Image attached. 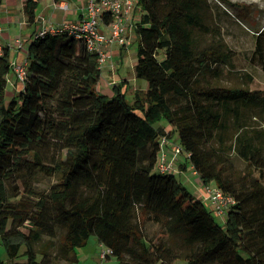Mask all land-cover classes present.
<instances>
[{
	"label": "trees",
	"instance_id": "trees-1",
	"mask_svg": "<svg viewBox=\"0 0 264 264\" xmlns=\"http://www.w3.org/2000/svg\"><path fill=\"white\" fill-rule=\"evenodd\" d=\"M37 2H24L29 24ZM136 2L134 72L147 89L132 102L124 82L97 90L98 56L68 30L32 38L22 88L7 96L2 47L0 264H55L51 249L72 264L91 235L114 264H264V90L248 87V71L223 84L235 53L208 23V0ZM174 134L200 181L232 198L223 225L157 168L160 139ZM41 177L54 182L38 187Z\"/></svg>",
	"mask_w": 264,
	"mask_h": 264
},
{
	"label": "rangeland",
	"instance_id": "rangeland-1",
	"mask_svg": "<svg viewBox=\"0 0 264 264\" xmlns=\"http://www.w3.org/2000/svg\"><path fill=\"white\" fill-rule=\"evenodd\" d=\"M210 4V14L207 18L208 23L218 25L222 37L229 48L235 53L234 67L235 72L226 73L223 84L229 85L231 82H235L236 78L240 74L246 73L247 71L252 75L253 82L248 85L250 89H261L264 90V0H208ZM104 25V24H103ZM261 45L260 50H257V40ZM127 52H124L118 58L112 60L114 67H106V63L101 65V76L103 79L111 77V71L116 73L118 77H129L130 73H133L134 66L136 64V42H130L127 47ZM115 71H114V70ZM246 71V72H245ZM233 73L234 75H230ZM237 76V77H236ZM240 78V77H239ZM144 81V80H143ZM146 84V82L144 81ZM237 83V82H236ZM116 84V83H114ZM9 87L7 88V90ZM99 91V90H98ZM8 96V95H7ZM128 102L131 101V97L126 96ZM164 125L163 122L158 123ZM167 126V125H166ZM165 130H169V127H165ZM176 135L171 136L167 143H164L158 156L160 157L161 151H165L167 160L171 162L174 175L184 184L189 191L195 196H200V188L204 187V184L200 181L198 175L193 174L190 168L189 162L185 159V154L182 151L180 154L173 157L172 152H168L170 147L177 145ZM186 161L187 168L185 171L179 170V163ZM236 167L243 168L245 163L239 158L235 157ZM250 173L255 174L253 169H248ZM264 178V177H263ZM54 182L52 177H41L38 187H45L46 184ZM264 183V181H263ZM213 187L215 184L212 182L209 184ZM204 202H207L203 200ZM215 221L223 225L224 217L213 213ZM145 234L148 238L154 237L159 231V226L156 224L149 223L145 227ZM40 245H37V249ZM105 248L98 242L95 236L91 235L87 238L85 244L75 248L76 261L72 264H114L116 259L110 256L105 259L100 258V254ZM24 248H21V252ZM0 253L1 258L5 259L3 250ZM55 249L50 250L52 255L51 263L55 264H66L65 261L53 258ZM40 254L38 259L40 260ZM126 264H131L128 258L125 260ZM173 264H183L180 260H175Z\"/></svg>",
	"mask_w": 264,
	"mask_h": 264
},
{
	"label": "crops",
	"instance_id": "crops-1",
	"mask_svg": "<svg viewBox=\"0 0 264 264\" xmlns=\"http://www.w3.org/2000/svg\"><path fill=\"white\" fill-rule=\"evenodd\" d=\"M36 6V21L34 24L27 22V17L24 13L25 0H0V45L7 47L9 50V60L12 65L11 72L7 76V90L8 96L17 93L22 88V82L18 78L14 69L15 65H24L26 63V55L28 45L34 37L35 33L42 29L52 31L62 27V25L70 22H76L84 18L85 6L87 0H37ZM140 8L135 5V9L130 13L129 20L126 22V35L130 42L135 41L134 26L140 19ZM127 52L126 46L119 47L112 45L109 47V53L112 60ZM115 63H106V67L111 68ZM101 69V68H100ZM114 70V69H113ZM115 71V70H114ZM116 73L111 71V77L103 79L102 76L97 84V90L100 93L111 96V87L114 83L124 82L122 91L131 101L138 92L143 94L147 89V84L143 80L135 76V72L129 74V77H118ZM166 128L169 126H165ZM168 152L171 153L169 149ZM182 163V162H181ZM179 163V170L185 171L182 164ZM190 168L192 169L191 165ZM193 171V169H192ZM175 172V171H174ZM193 174H196L193 171ZM197 175V174H196ZM202 189L200 191L202 193ZM200 193V198H201ZM207 206V205H206ZM225 219V215H223Z\"/></svg>",
	"mask_w": 264,
	"mask_h": 264
},
{
	"label": "built area",
	"instance_id": "built-area-1",
	"mask_svg": "<svg viewBox=\"0 0 264 264\" xmlns=\"http://www.w3.org/2000/svg\"><path fill=\"white\" fill-rule=\"evenodd\" d=\"M136 3V0H87L85 6L86 14L83 19L66 23L62 27L52 31L48 29L39 30L34 36L47 32L54 34L68 30L75 38L83 41L88 50L97 54L100 66L104 63H113L109 47L112 45L119 47L130 45V41L126 35V22L129 20L130 13L134 11ZM107 14L110 17L107 21H104L103 16ZM1 49L2 46L0 45V51ZM25 64L14 66L21 82H23L25 76ZM168 141L169 139L163 136L160 139V148ZM170 150L174 152L173 157L182 152L179 144L171 146ZM157 168L162 172H174L170 160L168 161L166 158L165 151H161L160 157L158 156ZM209 184L204 185L201 198H199L202 201H207L203 202L212 213L223 216L227 207L232 202V198L224 194L215 185L211 187ZM104 248L105 250L100 254L101 259H105L111 254L110 249L105 246Z\"/></svg>",
	"mask_w": 264,
	"mask_h": 264
}]
</instances>
